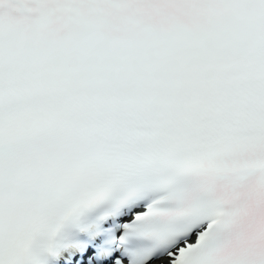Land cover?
<instances>
[{
  "label": "snow or ice",
  "instance_id": "1",
  "mask_svg": "<svg viewBox=\"0 0 264 264\" xmlns=\"http://www.w3.org/2000/svg\"><path fill=\"white\" fill-rule=\"evenodd\" d=\"M0 264H264V0H0Z\"/></svg>",
  "mask_w": 264,
  "mask_h": 264
}]
</instances>
